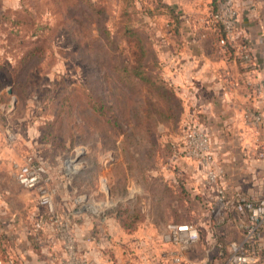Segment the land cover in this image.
<instances>
[{
	"label": "rangeland",
	"instance_id": "obj_1",
	"mask_svg": "<svg viewBox=\"0 0 264 264\" xmlns=\"http://www.w3.org/2000/svg\"><path fill=\"white\" fill-rule=\"evenodd\" d=\"M202 1L0 0L3 139L17 147L32 142L33 155L50 176L62 175L68 190L82 194V214L96 207L95 219L117 220L125 207L136 224L146 220L145 226L124 229L130 241L114 229L113 240L101 249L109 264H170L160 260L169 250L158 239L160 225L191 214L183 197L162 184L186 174L181 152L191 140V119L177 95L182 111L175 108L171 119L169 102L152 83L158 75L170 84L171 45L183 38L172 33V14L183 17ZM137 67L146 81L133 72ZM30 150L24 147L13 159L6 154L2 184L14 191L15 198L7 197L17 213L24 210L22 200H30L27 192L38 204L16 177ZM174 155L177 165L171 163Z\"/></svg>",
	"mask_w": 264,
	"mask_h": 264
},
{
	"label": "crops",
	"instance_id": "obj_2",
	"mask_svg": "<svg viewBox=\"0 0 264 264\" xmlns=\"http://www.w3.org/2000/svg\"><path fill=\"white\" fill-rule=\"evenodd\" d=\"M233 3L237 27L242 33L239 41L226 44L213 0L195 3L194 9L181 17L179 32L172 30L175 36L183 38L180 43L176 38L171 45L166 78L176 88V95L184 106L183 115L187 112L191 119L189 124L208 134L213 166L228 198L232 202L240 196L258 201L264 199V0H233ZM242 47L252 54L253 65L240 63L238 56ZM4 98L0 89V103ZM3 109L4 105L0 104V112ZM246 115H259L260 124L255 127ZM24 147L33 154L32 142L28 140L18 147L9 145L3 139L0 126V264H59L66 254L58 240V225L49 224L37 239L33 226L42 209L26 191L30 200H22L24 210L17 213L16 202L11 198L14 191L2 184L6 177L3 172L7 169V152L12 159L18 158ZM183 162H186L185 173L192 177V185L197 188L200 176L204 180L203 171L194 160ZM51 177L57 214L67 231L73 233L78 255H85L93 264H109L101 249L113 240L114 229L124 236L123 240L130 241V235L126 236L125 230L118 228L117 220L108 216L95 219L96 207L91 208L90 215L76 213L82 194L75 187L68 190L62 175ZM208 194L209 199L214 198V194ZM145 221L137 226H145ZM242 224L243 221L234 218L221 226V249L230 238L243 241ZM259 246L262 254L257 264H264V227ZM123 254H119L121 261ZM206 258L207 250L198 244L186 253L185 264H204Z\"/></svg>",
	"mask_w": 264,
	"mask_h": 264
},
{
	"label": "built area",
	"instance_id": "obj_3",
	"mask_svg": "<svg viewBox=\"0 0 264 264\" xmlns=\"http://www.w3.org/2000/svg\"><path fill=\"white\" fill-rule=\"evenodd\" d=\"M216 19L221 24L226 36L225 40L229 44L239 41L242 33L237 27V14L233 0H224L220 3ZM238 59L244 65L251 66L254 62L252 54L244 47L241 48ZM246 119L255 127L261 122L259 115H246ZM188 131L191 140L182 149L181 158L196 161L203 171L204 180L200 176L198 187H195L197 194L202 197L203 214L196 223L166 222L162 226V233L160 232L158 239L169 250H163V253H160V260L170 264H185L186 253L198 244H203L207 250L204 264H214V259L219 254L221 255V226L235 218L239 222L243 221L244 239L242 242H237L231 238L227 245L230 248V255L223 263L219 260L216 264L259 263L262 254L259 238L261 229L264 227V199L255 201L240 196L232 202L222 187L219 174L213 166L212 148L208 134L194 125H188ZM16 177L24 188L36 196L38 205L43 211L37 215L34 222L35 237L39 239L49 224H57L58 240L62 243L66 254L59 264H93L85 255H78L77 242L73 233L67 231L65 223H62L63 220L57 214L52 177L46 163L31 154L18 167ZM209 192L214 194V198L209 199ZM82 212L83 209L76 210L78 214ZM97 225L100 224L97 223ZM204 231L206 234L209 233V237L205 238L201 235V232Z\"/></svg>",
	"mask_w": 264,
	"mask_h": 264
},
{
	"label": "trees",
	"instance_id": "obj_4",
	"mask_svg": "<svg viewBox=\"0 0 264 264\" xmlns=\"http://www.w3.org/2000/svg\"><path fill=\"white\" fill-rule=\"evenodd\" d=\"M224 1V0H213V7H214V12L217 15L218 11H219V5L220 3ZM181 14L178 13H173L171 18H174L175 22H176V26L174 28V30L176 29L177 32H179V29L182 27V22H181ZM218 26L220 28V31L222 30V34L225 36V33L223 31V28L221 26V24L219 23V21L217 20ZM226 41V44L228 45V41ZM148 52H150V49H147ZM140 66H141V61L139 62ZM146 70V68H144ZM139 67H137L135 70H133V72H136L137 74H139V80L142 81H146L147 80V76L146 73H139L138 72ZM144 76H143V75ZM154 82L152 83L154 85V89L157 90V92L162 96L163 99L167 100L169 102L168 107H169V111H168V115L170 116L171 119L176 120V116L178 113L175 112V108L179 107L180 109V101L177 99L176 97V93H174L173 91V87L166 81H164L161 77H159L158 75H155L153 77ZM149 80V78H148ZM182 111V109H180V112ZM177 161L179 160V156L174 155V157L172 156L171 158V163L174 162L175 165H177ZM174 164H171V166H173ZM174 165V166H175ZM175 177H171V179L169 180H163L162 184L163 185H167L168 188H171V190L175 191L176 193H179V195L183 198H181V201L184 204V207L186 209H189L190 213L188 215V219L185 221H168V222H174V223H196L198 221V218L203 214V208H202V197L197 194L196 192V188L193 184V179L190 175L188 174H178L175 173L174 175ZM142 212V210H140ZM127 209L121 208L119 210V212H117L118 218H117V222L120 223V225L122 226L123 229L125 230H131L130 228L137 226L142 220H139V222L133 221L132 218H129L127 215ZM141 215H139L140 219ZM138 221V220H137ZM136 224V225H135ZM231 239V238H230ZM229 239V241H231ZM224 244L225 241H224ZM229 244V243H228ZM227 244V245H228ZM224 246L221 249L222 254L218 255L214 261L216 264V262L218 263L219 260H221L222 262L224 261V259H226L229 255H230V248L229 246ZM223 258V259H222ZM257 264V263H254Z\"/></svg>",
	"mask_w": 264,
	"mask_h": 264
}]
</instances>
